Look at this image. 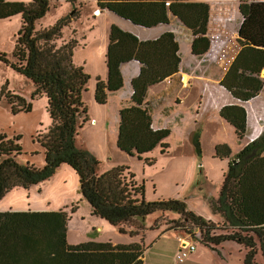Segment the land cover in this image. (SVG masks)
Instances as JSON below:
<instances>
[{
	"label": "trees",
	"instance_id": "obj_1",
	"mask_svg": "<svg viewBox=\"0 0 264 264\" xmlns=\"http://www.w3.org/2000/svg\"><path fill=\"white\" fill-rule=\"evenodd\" d=\"M60 0H30V3L0 0V21L21 16L22 27L16 36L15 62L0 54V61L31 81L37 95L47 99L49 130L38 136L45 167L18 162L23 155L21 136L0 135V202L15 189L29 191L51 180L62 166H70L79 179L80 192L92 216L108 222L124 236L145 237L144 219L156 213H175L200 231L205 247L214 250L225 242H235L247 250L245 264H257L258 244L264 257V132L231 159V148L218 145L215 157L228 160L217 200L211 202L223 229L193 212L185 203L170 200L147 202L145 186L127 166H115L98 173L100 162L89 151L77 146V139L91 121L85 95L91 77L84 67L74 64L79 43L76 36L64 39L73 16L44 28L40 21ZM76 3V0H67ZM99 10L143 28L167 25L177 18L195 37L192 55L203 58L211 47L208 37L210 6L190 0H96ZM169 4V5H168ZM243 22L238 34L240 50L221 82L236 100L246 103L264 89V1L240 0ZM40 27V29H38ZM106 54L107 78H97L95 102L107 106L113 93L124 87L121 66L133 61L141 65L132 81V107L119 113L117 148L126 155L144 160L157 149L162 155L170 148V130H153L147 94L151 87L172 79L181 65L180 46L172 33L156 41L142 42L135 35L112 26ZM12 104L13 113L30 111L9 93H2ZM14 100L19 101L16 105ZM221 117L235 130L238 139L247 131V112L239 105L226 106ZM200 152V144L197 142ZM70 215L58 212H0V264H144L148 247L140 243L89 242L70 246L67 240ZM159 226V224L157 225ZM225 232L213 235V232Z\"/></svg>",
	"mask_w": 264,
	"mask_h": 264
},
{
	"label": "rangeland",
	"instance_id": "obj_2",
	"mask_svg": "<svg viewBox=\"0 0 264 264\" xmlns=\"http://www.w3.org/2000/svg\"><path fill=\"white\" fill-rule=\"evenodd\" d=\"M7 1L30 3V0ZM85 1L86 9L82 11V16L77 13L72 19V26L64 30V39L67 41L71 39L70 37L75 30L78 31V37L75 39L79 45L75 49L74 64L84 67L85 72L91 77L89 90L84 99L89 107L91 121L81 131V135L76 141L77 146L89 151L100 162L99 174L113 168V165L114 167L125 165L130 168L137 181L144 184L147 202L170 200L183 202L188 212H193L205 220L214 222L218 230L221 231L223 227L220 217L213 212L211 202L219 198L227 163L215 157V149L220 144H228L233 147L234 153H237V138L234 130L229 125L220 127V121H211L203 127L194 142V134L192 135V133L196 127L193 122L187 123L186 126H189L187 131L184 129L178 133L176 131L168 139L170 148L166 154L162 155L160 149H157L148 156L155 160L153 166L146 165L144 160L140 161L122 153L117 148V136L115 135V130L117 133L119 130L120 117L118 116V122H115L116 117L112 113L113 107L100 106L94 98L97 78H100L96 73L103 72V70L106 72L105 55L101 56L100 53V47H103L105 43L106 22L100 17L98 11L95 14L91 13L90 8L96 7L97 1ZM79 5V0H76L75 4L67 0H60L56 7L53 6L40 21V24L44 28L51 27L59 20L73 16L76 10H79ZM21 27V16L0 21V54L6 55L12 62H15L13 53L16 36ZM220 36L221 41H229L223 34ZM238 44L234 42L225 43L222 46L221 54L224 56V60L220 61L221 56H219L210 62H216L222 70H228L229 62L233 61L235 52L240 50ZM206 72L207 66L204 69L200 68L197 72L198 75L193 77L203 80L200 82L204 83L205 89L210 85V81L205 75ZM183 80L181 81L183 82ZM129 86H124L115 95L131 93L132 85L129 84ZM3 92L15 96L17 100L20 99L31 110L14 114L10 100L6 96L1 97ZM17 100L14 102L19 105ZM130 102V107H132L131 96ZM47 107L46 97L36 94V88L31 81L0 61V135H6L9 138L22 137L20 144L23 148V155L18 160L20 164L30 163L40 169L45 167L43 148L37 140L38 136L46 133L51 126ZM188 107V103L183 104L179 109L180 113L188 115L190 112ZM180 113L179 115H181ZM108 120L109 135H107L105 127ZM197 141L200 142V152ZM35 187L29 191L15 189L12 196L0 203V209H6L7 212L10 211V208L18 209L19 207L24 212L35 210L44 212L66 211L71 215L67 232V240L70 246H80L89 242H111L114 244L116 240L120 244L130 242L141 244L144 239L146 247H154L150 257H153L154 252L159 251L161 246H166V252L163 253V257H160L163 260L161 264H245L247 250L244 246L235 242H225L214 247V250L205 247L200 231L175 213H156L147 216L143 221L146 229L145 237L131 238L121 235L108 222L98 220L107 228L104 232H100L94 224L96 219L91 215L88 202L81 195L78 176L70 166H62L51 180ZM158 224L159 226H157ZM220 231L213 232V235L225 233ZM160 239L161 241L158 242ZM179 239H183L185 243L197 248L196 253L189 255V257L192 256L191 260L187 261L188 257L184 260L185 263H180L174 256V251L179 246ZM257 247L256 262L257 264H264L260 245L258 244ZM159 252L161 253V251ZM146 261L150 262L149 264L152 263L150 259Z\"/></svg>",
	"mask_w": 264,
	"mask_h": 264
},
{
	"label": "crops",
	"instance_id": "obj_3",
	"mask_svg": "<svg viewBox=\"0 0 264 264\" xmlns=\"http://www.w3.org/2000/svg\"><path fill=\"white\" fill-rule=\"evenodd\" d=\"M194 3H204L210 6V23H209V39L212 35L215 34H223L224 37L228 38V40L232 43L238 44V34L241 28L243 19L239 11L240 0H190ZM264 1V0H258ZM79 10L77 11L80 16H82V11L86 9V4H84L85 0H79ZM91 13L95 14L96 11L99 12L100 17L105 20V29H104V37L105 43L104 46L100 47L101 56L105 55V65H106V54L109 42V30L112 26H117L122 30L129 32L136 37L139 38L142 42L148 41H156L161 38L164 34L172 33L175 35L176 40L180 46V57H181V65L179 68V73L170 80H167L159 85L153 86L149 89L147 94V100L149 103L148 110L151 114L153 124V130H170L171 138L175 132L185 131L188 130L189 126L187 123H194L196 127L195 131L192 133L194 134V142L197 140L198 134L202 131L203 127L211 122V121H220V127L224 125H229L232 129L233 127L227 123L220 115L221 110L226 106H233L239 105L245 108L247 112V131L244 139L240 140L237 138V153H234L233 147L228 144L232 154L231 159H233L238 153H240L248 144L252 143L253 141L257 140L262 133L264 132V89L263 91L257 96L255 99L243 103L235 98L225 89L222 87L221 82L223 81L226 72L228 70H222L218 63L210 62L211 60H206V57L203 58H196L192 55V44L195 39L192 32L188 30L182 23L175 17L170 18V22L167 25H160L155 28H143L132 24L129 21L121 19L120 17L116 16L115 14L104 10L101 11L98 7H92ZM115 15V16H113ZM96 28L95 26H93ZM74 32V31H73ZM78 31L75 30L74 34L76 37ZM74 35L70 38H72ZM74 36V37H75ZM182 37V39H181ZM226 41L225 43H230ZM220 45V44H219ZM231 45V44H230ZM239 45V44H238ZM215 48V47H214ZM213 48V51H214ZM239 50H237L234 54L233 59H235L236 55L238 54ZM213 54H210L212 56ZM207 66V76L208 80L210 81V85L207 89L204 88V83L200 82L203 81L201 79H194L193 77L197 76V72L200 68H206ZM141 71V65L137 61H133L121 66V73L124 79V86L132 84V81L136 79ZM107 66L106 72L103 70L96 73L98 77L105 80L107 78ZM200 77V76H199ZM184 78V80H183ZM261 78L264 79V71L261 74ZM199 81H198V80ZM183 80V82L181 81ZM117 93V92H116ZM113 93L110 97L109 103L105 107H113V116L116 117L115 122H118L117 117L119 116L120 111L124 107H130V96L132 97L133 91L128 93L127 95L124 94H117ZM188 103L189 105V114L186 115L184 113H180L179 109L182 107L183 104ZM133 105V104H132ZM179 113L181 115H179ZM106 132L109 135V120L106 122ZM114 132V127L112 128ZM234 130V129H233ZM235 133V130H234ZM116 142L118 138V133L115 130ZM198 142V141H197ZM200 144V142H198ZM224 145V144H220ZM223 161V160H221ZM223 162L227 163L228 160ZM125 166V165H124ZM114 167V165H113ZM227 169V167H226ZM36 188V187H34ZM33 189V188H32ZM14 191V190H13ZM12 191V192H13ZM9 193L5 199L12 196L13 194ZM4 199V200H5ZM15 200V198H13ZM3 200V201H4ZM2 201V202H3ZM1 203V202H0ZM18 206V205H17ZM91 210V208H90ZM22 211L19 207L18 209L10 208V211ZM0 212H7L5 210H1ZM31 212H44V211H31ZM91 212V211H90ZM92 215V212H91ZM95 221V226L100 232H104L107 230L104 224H100L96 218L92 216ZM71 220V215H70ZM104 221V220H102ZM161 239L158 241L160 242ZM179 246L176 251H174V256L177 258L178 252L180 251L181 247L184 246L185 243L183 239H179ZM130 242V241H129ZM119 241H115L113 245H119ZM127 244H131L127 243ZM165 244V243H164ZM153 248H147L143 255V262L144 264H149L147 259H150L154 264H161L163 260L160 257H163V253L166 252V246H161L159 251L156 253L154 252L153 257L152 255ZM197 252V248L195 253ZM192 257V256H191ZM191 257L187 259V261L191 260ZM174 258V259H175ZM151 263V264H152ZM185 263V262H184Z\"/></svg>",
	"mask_w": 264,
	"mask_h": 264
},
{
	"label": "built area",
	"instance_id": "obj_4",
	"mask_svg": "<svg viewBox=\"0 0 264 264\" xmlns=\"http://www.w3.org/2000/svg\"><path fill=\"white\" fill-rule=\"evenodd\" d=\"M169 5V4H168ZM220 35H212L210 37V41H211V47L208 51V53L206 54V59L208 58L209 60H216V58L220 57V61L224 60V56H222V46L225 44V42L222 40H220ZM220 44V45H219ZM215 47V48H214ZM214 48V51H213ZM210 54H213L212 56H210ZM234 60V59H233ZM233 62V61H232ZM232 62L230 61L229 64L231 65ZM230 67V66H229ZM229 69V68H228ZM227 70V69H226ZM196 251V247L191 245V244H185L184 246L181 247L180 249V254L177 256V260L180 263H183L184 260L186 258L189 257L190 254L194 253Z\"/></svg>",
	"mask_w": 264,
	"mask_h": 264
}]
</instances>
